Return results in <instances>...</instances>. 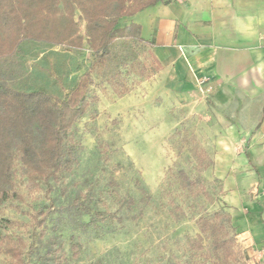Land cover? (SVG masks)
Instances as JSON below:
<instances>
[{"label":"rangeland","instance_id":"374dc122","mask_svg":"<svg viewBox=\"0 0 264 264\" xmlns=\"http://www.w3.org/2000/svg\"><path fill=\"white\" fill-rule=\"evenodd\" d=\"M115 51L116 61L93 73L90 105L65 138L77 157L72 171L50 186L29 180L17 162L15 193L0 201V237L8 235L22 259L4 250L3 239L0 264H41L48 246L63 248L57 255H64L65 264H210L187 241L199 232L201 215L228 208L223 181L197 171L191 151L196 137L174 108L158 115L156 105L165 103L160 97L150 101L148 91L131 93L156 73L150 45L119 41ZM93 61L88 50L26 41L12 64L14 84L63 98ZM141 96L142 105L136 103ZM180 169L201 177L210 196L184 190ZM84 210L89 214L80 216ZM92 217L97 224L77 226V218ZM42 231L36 244L33 236ZM236 232L246 262L264 263V253Z\"/></svg>","mask_w":264,"mask_h":264},{"label":"crops","instance_id":"0c3cea01","mask_svg":"<svg viewBox=\"0 0 264 264\" xmlns=\"http://www.w3.org/2000/svg\"><path fill=\"white\" fill-rule=\"evenodd\" d=\"M130 23L160 67L131 93L160 97L158 115L175 109L209 157L204 175L222 179L240 235L264 253V0H162L118 26Z\"/></svg>","mask_w":264,"mask_h":264},{"label":"trees","instance_id":"16d2710c","mask_svg":"<svg viewBox=\"0 0 264 264\" xmlns=\"http://www.w3.org/2000/svg\"><path fill=\"white\" fill-rule=\"evenodd\" d=\"M159 1L162 0H0V201L15 193L18 161L29 180L47 185L72 171L77 157L65 138L90 105L86 95L94 81L93 73L116 61L119 41L148 43L141 36V25L120 27V19ZM26 41L88 50L94 61L63 98L43 89L25 90L15 86L17 72L12 64ZM154 61L158 69L153 71L157 72L160 67L155 57ZM191 151L200 173L209 166V157L195 143ZM177 177L189 193L210 196L201 177H191L184 169L177 172ZM88 214L87 210L80 212V216ZM47 218L48 215L41 219L40 225ZM96 221L95 217L88 222L77 218V226L86 230ZM196 222L199 232L188 236L187 241L192 251L210 264H248L238 247L237 226L228 208L201 215ZM44 235L43 231L35 233L34 242H40ZM3 239H7L4 250L22 259V252L12 245L10 237H0ZM62 250L52 251L48 246L41 264H65L64 255H57Z\"/></svg>","mask_w":264,"mask_h":264},{"label":"built area","instance_id":"2783aa9c","mask_svg":"<svg viewBox=\"0 0 264 264\" xmlns=\"http://www.w3.org/2000/svg\"><path fill=\"white\" fill-rule=\"evenodd\" d=\"M199 87H200V90L203 92V93H210L213 89V85L210 84L209 80L207 78H201L199 79Z\"/></svg>","mask_w":264,"mask_h":264}]
</instances>
